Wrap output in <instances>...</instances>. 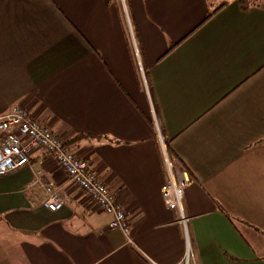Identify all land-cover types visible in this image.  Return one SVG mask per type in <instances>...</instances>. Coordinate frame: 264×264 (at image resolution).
Masks as SVG:
<instances>
[{"label":"crops","instance_id":"obj_1","mask_svg":"<svg viewBox=\"0 0 264 264\" xmlns=\"http://www.w3.org/2000/svg\"><path fill=\"white\" fill-rule=\"evenodd\" d=\"M13 105L70 141L130 230L38 149L0 176V264H183L186 247L189 264H264V4L0 0V114ZM165 152L186 224L161 196Z\"/></svg>","mask_w":264,"mask_h":264},{"label":"built area","instance_id":"obj_2","mask_svg":"<svg viewBox=\"0 0 264 264\" xmlns=\"http://www.w3.org/2000/svg\"><path fill=\"white\" fill-rule=\"evenodd\" d=\"M38 149L44 150L55 159L69 181L78 186L88 200L112 215L109 222L111 229H119L128 237L129 221L117 195L97 178L85 160L74 154L68 141L54 134L21 105H13L7 112L0 114V176L30 167V156ZM163 171L166 176L161 186L163 201L170 210L178 213V221L186 224L188 218L182 209V201L188 176L183 170L176 171L166 152ZM34 177V181H38V176ZM42 190L44 195L39 203L50 211L59 210L69 201L54 185H42ZM34 205L35 202H30V206ZM190 259L191 254L186 247L182 263L189 264Z\"/></svg>","mask_w":264,"mask_h":264},{"label":"trees","instance_id":"obj_3","mask_svg":"<svg viewBox=\"0 0 264 264\" xmlns=\"http://www.w3.org/2000/svg\"><path fill=\"white\" fill-rule=\"evenodd\" d=\"M238 1L243 8L256 6V5H259L260 3H262L261 0H258V2H255L256 0H238ZM76 137H79V135ZM68 142L70 143V141H68Z\"/></svg>","mask_w":264,"mask_h":264},{"label":"rangeland","instance_id":"obj_4","mask_svg":"<svg viewBox=\"0 0 264 264\" xmlns=\"http://www.w3.org/2000/svg\"><path fill=\"white\" fill-rule=\"evenodd\" d=\"M255 2H258V0H256ZM261 2H262V3H260V4H264V0H261Z\"/></svg>","mask_w":264,"mask_h":264}]
</instances>
